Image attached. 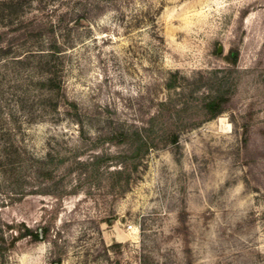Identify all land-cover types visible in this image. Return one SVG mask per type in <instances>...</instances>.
I'll return each mask as SVG.
<instances>
[{
    "label": "rangeland",
    "instance_id": "rangeland-1",
    "mask_svg": "<svg viewBox=\"0 0 264 264\" xmlns=\"http://www.w3.org/2000/svg\"><path fill=\"white\" fill-rule=\"evenodd\" d=\"M0 15V236L48 231L0 264H264V0H0ZM217 93L228 107L204 119ZM159 102L177 144L118 193L111 129ZM94 155L106 167L75 163Z\"/></svg>",
    "mask_w": 264,
    "mask_h": 264
},
{
    "label": "trees",
    "instance_id": "trees-1",
    "mask_svg": "<svg viewBox=\"0 0 264 264\" xmlns=\"http://www.w3.org/2000/svg\"><path fill=\"white\" fill-rule=\"evenodd\" d=\"M0 17H2L0 15ZM57 49L51 48L48 52L47 58L55 59L57 57ZM238 55V48L232 46L227 54L224 56L225 61L234 64ZM56 67V66H55ZM56 77V71L54 69L49 70L47 81L50 86H54ZM229 98L223 94L209 95L201 101L199 110L204 119L214 118L222 113L228 107ZM159 108L154 114H147L146 118L141 120L140 125L129 126L125 128L112 127L108 140L113 144L122 145L125 152L113 155L116 159L117 168L109 170V174L114 177V182H111L112 188L116 187L118 193L123 192L126 189V183L132 172L137 169V160L143 157L149 149L156 147L159 143L169 141V143L177 144V134L174 130L163 129V111L161 110L162 102H159ZM261 127V126H260ZM259 127V128H260ZM259 128L256 132L259 133ZM261 136L264 137V128H260ZM241 147L244 153L249 152L248 144L251 138V133L248 128H243L240 132ZM257 152V151H256ZM106 156L94 155L90 160L79 161L76 160V164L82 166H92L93 169H97L100 164L105 165ZM106 163V164H105ZM124 175V176H123ZM125 178V179H124ZM123 182H121V180ZM5 228L9 231H14V234H10L9 239H4L0 236V253L14 247L16 241L27 238L28 240L35 242L47 238L48 231L43 226L41 228V236L39 231L29 226H26L23 222L20 223H5Z\"/></svg>",
    "mask_w": 264,
    "mask_h": 264
},
{
    "label": "water",
    "instance_id": "water-1",
    "mask_svg": "<svg viewBox=\"0 0 264 264\" xmlns=\"http://www.w3.org/2000/svg\"><path fill=\"white\" fill-rule=\"evenodd\" d=\"M38 231H39V236H41V229H39Z\"/></svg>",
    "mask_w": 264,
    "mask_h": 264
}]
</instances>
